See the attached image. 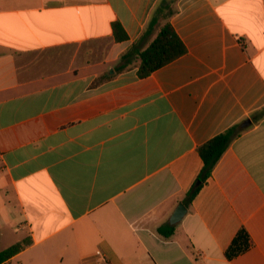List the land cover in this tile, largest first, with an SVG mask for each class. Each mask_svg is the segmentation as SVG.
<instances>
[{"label": "crops", "instance_id": "crops-1", "mask_svg": "<svg viewBox=\"0 0 264 264\" xmlns=\"http://www.w3.org/2000/svg\"><path fill=\"white\" fill-rule=\"evenodd\" d=\"M159 1L0 0V250L32 240L8 264H264V0H179L187 53L115 70ZM237 124L185 204L198 147Z\"/></svg>", "mask_w": 264, "mask_h": 264}, {"label": "trees", "instance_id": "trees-1", "mask_svg": "<svg viewBox=\"0 0 264 264\" xmlns=\"http://www.w3.org/2000/svg\"><path fill=\"white\" fill-rule=\"evenodd\" d=\"M178 1L179 0L159 1L144 32L145 35H148L157 31V35L146 49L141 51L138 50L136 46H133L129 51L123 54L115 70H124L132 64L133 60H138V75L145 78L187 53L186 45L171 22L173 16L178 12ZM113 29L118 37V29H122V26L119 22H115L113 24ZM244 131L245 130L242 129L239 124L233 125L198 147V152L203 159L204 165L195 183L186 194L184 199L185 204L192 203L204 185L207 184L223 155ZM173 232L174 230L172 229L170 235L173 234ZM31 244L32 240L25 238L4 250H0V264H8L10 259ZM250 247V236L246 229L242 228L233 239L225 256L228 260H232L248 251Z\"/></svg>", "mask_w": 264, "mask_h": 264}, {"label": "water", "instance_id": "water-1", "mask_svg": "<svg viewBox=\"0 0 264 264\" xmlns=\"http://www.w3.org/2000/svg\"><path fill=\"white\" fill-rule=\"evenodd\" d=\"M250 123H251V120H248L242 126L247 127ZM186 214H187L186 206L183 203H180L171 217V220H170L171 224L172 225L177 224L184 218Z\"/></svg>", "mask_w": 264, "mask_h": 264}, {"label": "built area", "instance_id": "built-area-1", "mask_svg": "<svg viewBox=\"0 0 264 264\" xmlns=\"http://www.w3.org/2000/svg\"><path fill=\"white\" fill-rule=\"evenodd\" d=\"M97 261L101 264H108V262H105V260L102 258H98Z\"/></svg>", "mask_w": 264, "mask_h": 264}]
</instances>
